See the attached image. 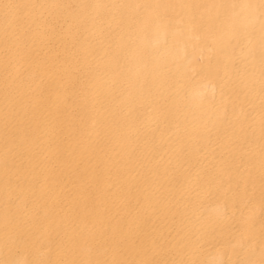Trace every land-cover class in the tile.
I'll use <instances>...</instances> for the list:
<instances>
[{"label":"bare ground","instance_id":"6f19581e","mask_svg":"<svg viewBox=\"0 0 264 264\" xmlns=\"http://www.w3.org/2000/svg\"><path fill=\"white\" fill-rule=\"evenodd\" d=\"M0 264H264V0H0Z\"/></svg>","mask_w":264,"mask_h":264}]
</instances>
